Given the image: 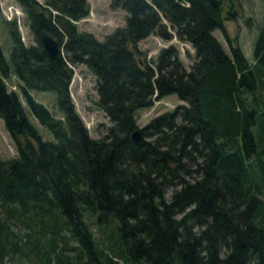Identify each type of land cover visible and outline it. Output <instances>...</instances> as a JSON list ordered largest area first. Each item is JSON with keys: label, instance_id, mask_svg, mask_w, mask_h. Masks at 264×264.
Listing matches in <instances>:
<instances>
[{"label": "trees", "instance_id": "trees-1", "mask_svg": "<svg viewBox=\"0 0 264 264\" xmlns=\"http://www.w3.org/2000/svg\"><path fill=\"white\" fill-rule=\"evenodd\" d=\"M15 1L35 43L5 21L0 119L17 156L0 157V264H264V18L249 61L214 35L236 19L233 0H112L125 23L102 40L77 27L88 0ZM150 35L189 44L193 60L173 43L148 60L138 43ZM78 64L110 121L97 138L71 99ZM33 90L54 91L60 116ZM170 94L183 103L139 127L138 112Z\"/></svg>", "mask_w": 264, "mask_h": 264}, {"label": "rangeland", "instance_id": "rangeland-1", "mask_svg": "<svg viewBox=\"0 0 264 264\" xmlns=\"http://www.w3.org/2000/svg\"><path fill=\"white\" fill-rule=\"evenodd\" d=\"M37 1L43 2L44 0ZM111 2L112 0H88L90 6L88 15L76 22L79 31L89 32L102 40L117 27L123 26L125 23V11L113 8ZM233 4L238 14L236 19L227 20L225 36L219 29L214 30V35L229 54V46L225 37L232 41L237 40L244 55L251 61L253 59L254 42L264 18V0H233ZM5 21L14 22L13 25L17 27L21 40L25 44L35 43V39L28 25L27 17L19 4L15 0H0V46L3 55L9 60L12 39L8 33ZM172 43L178 46L183 62L189 65L194 57L193 48L189 44L178 42L175 38L171 41H164L155 35H150L138 43V48L146 54L148 60H151L157 56L162 47ZM72 68L73 77L69 86L71 99L89 134L97 138L104 132L110 121L95 104L97 99L95 77L84 65L78 64L72 66ZM6 82L9 89L19 92L17 79L12 73L6 77ZM30 94L35 100L44 104L54 116H60L54 91L33 90L30 91ZM181 103L183 102L174 94L155 100L152 106L141 109L138 112L139 127L145 126L156 115L172 111L175 106ZM29 117L44 140H54L51 133L32 114L29 113ZM15 156H17L16 144L0 119V157L9 159ZM20 230L22 231L23 227ZM16 262L17 264H28L26 261Z\"/></svg>", "mask_w": 264, "mask_h": 264}, {"label": "water", "instance_id": "water-1", "mask_svg": "<svg viewBox=\"0 0 264 264\" xmlns=\"http://www.w3.org/2000/svg\"><path fill=\"white\" fill-rule=\"evenodd\" d=\"M40 41L48 57L51 60H61L63 58V53L57 40L53 36H51L50 33H48L46 30H42L40 32ZM131 139L135 144H138L141 140L140 130H135L131 135Z\"/></svg>", "mask_w": 264, "mask_h": 264}]
</instances>
